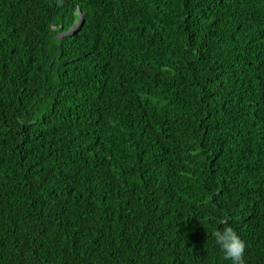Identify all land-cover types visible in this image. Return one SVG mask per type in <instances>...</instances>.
<instances>
[{
	"label": "trees",
	"instance_id": "trees-1",
	"mask_svg": "<svg viewBox=\"0 0 264 264\" xmlns=\"http://www.w3.org/2000/svg\"><path fill=\"white\" fill-rule=\"evenodd\" d=\"M226 226L264 264V0H0V264H229Z\"/></svg>",
	"mask_w": 264,
	"mask_h": 264
},
{
	"label": "clouds",
	"instance_id": "clouds-1",
	"mask_svg": "<svg viewBox=\"0 0 264 264\" xmlns=\"http://www.w3.org/2000/svg\"><path fill=\"white\" fill-rule=\"evenodd\" d=\"M212 239L214 246L223 254V258L229 261V264H246V244L231 226L217 228L212 233Z\"/></svg>",
	"mask_w": 264,
	"mask_h": 264
},
{
	"label": "water",
	"instance_id": "water-1",
	"mask_svg": "<svg viewBox=\"0 0 264 264\" xmlns=\"http://www.w3.org/2000/svg\"><path fill=\"white\" fill-rule=\"evenodd\" d=\"M83 21V18L78 20V23H75L70 29H69V33H72L74 31H76L78 29V26L81 24V22Z\"/></svg>",
	"mask_w": 264,
	"mask_h": 264
}]
</instances>
